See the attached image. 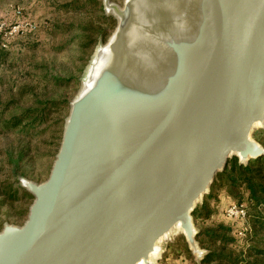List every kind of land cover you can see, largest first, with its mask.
<instances>
[{
	"label": "water",
	"instance_id": "obj_1",
	"mask_svg": "<svg viewBox=\"0 0 264 264\" xmlns=\"http://www.w3.org/2000/svg\"><path fill=\"white\" fill-rule=\"evenodd\" d=\"M117 19L71 101L48 178L0 264H156L236 156H264V0H105ZM158 254L153 260L152 257Z\"/></svg>",
	"mask_w": 264,
	"mask_h": 264
},
{
	"label": "rangeland",
	"instance_id": "obj_2",
	"mask_svg": "<svg viewBox=\"0 0 264 264\" xmlns=\"http://www.w3.org/2000/svg\"><path fill=\"white\" fill-rule=\"evenodd\" d=\"M68 1L0 0V28L3 24L9 28L16 24V8H21L26 20L37 25L34 31L20 29L14 34L6 27L0 29V49L11 56L0 63V116L8 117L19 112L20 107L42 108L47 102L59 104L57 107L52 104L47 123L37 129H0L1 190L15 183L26 191L21 185L22 179L41 183L48 178L60 148L70 103L88 74L96 50L106 43L117 25V19L105 10V0H97L96 5L81 9L60 7ZM110 1L121 6L124 3V0ZM103 12L112 19H104ZM253 139L264 147V126L255 128ZM19 195L15 201L0 196V230L6 223L22 225L26 220L34 197L23 195V191ZM243 198L240 202L222 191L214 203L220 218L210 219L206 225L225 223L237 227V231L249 229L248 211L239 222L231 221L225 215L230 204L247 205L245 194ZM236 236L238 243L245 246L237 232ZM160 246L163 251L155 260L156 264L201 262L189 251L185 236L178 229Z\"/></svg>",
	"mask_w": 264,
	"mask_h": 264
},
{
	"label": "trees",
	"instance_id": "obj_3",
	"mask_svg": "<svg viewBox=\"0 0 264 264\" xmlns=\"http://www.w3.org/2000/svg\"><path fill=\"white\" fill-rule=\"evenodd\" d=\"M96 3L97 0H69L60 7L81 9ZM102 17L109 21L112 19L104 12ZM26 19V16L19 15L14 22ZM8 57L9 53L0 49V63L5 62ZM52 104L47 102L42 108L20 107L19 112L11 113L8 117L1 115L0 129H37L47 123ZM53 105L57 107L59 104ZM20 191H23L25 196H31L15 183L4 186L3 190L0 188V196L3 195L2 199L15 201L19 199ZM222 191L240 202L245 199L243 195H246L249 229L246 236L240 238L244 239L245 246H241L237 241V227L225 223L206 225L216 213L214 203L218 201ZM193 216L199 229L196 240L200 247L206 250L200 264H264V156L251 159L247 164L240 163L236 156L230 158L225 169L216 175L210 192L205 195L202 204L196 207Z\"/></svg>",
	"mask_w": 264,
	"mask_h": 264
},
{
	"label": "built area",
	"instance_id": "obj_4",
	"mask_svg": "<svg viewBox=\"0 0 264 264\" xmlns=\"http://www.w3.org/2000/svg\"><path fill=\"white\" fill-rule=\"evenodd\" d=\"M14 15L16 16H22L23 15V10L21 8H16V10L14 11ZM6 24H3L1 26V30H4L5 27L7 29H10L9 33L10 34H14L15 31H19L20 29H29V30H36L37 28V25L29 20H23V21H20L16 24H14L12 26V28H9L7 26H5ZM26 27V28H24ZM248 211L247 210V205L245 203H233V204H230L226 210H225V215L227 216V218L231 221H234V222H239L240 221V218H244L245 216V212ZM248 231V228H241V231H237V234L238 236L241 237H244L246 236V233Z\"/></svg>",
	"mask_w": 264,
	"mask_h": 264
},
{
	"label": "crops",
	"instance_id": "obj_5",
	"mask_svg": "<svg viewBox=\"0 0 264 264\" xmlns=\"http://www.w3.org/2000/svg\"><path fill=\"white\" fill-rule=\"evenodd\" d=\"M217 218L219 219L220 217H219V215L217 213H215L211 219L212 220H217ZM166 259H168V258H166Z\"/></svg>",
	"mask_w": 264,
	"mask_h": 264
},
{
	"label": "bare ground",
	"instance_id": "obj_6",
	"mask_svg": "<svg viewBox=\"0 0 264 264\" xmlns=\"http://www.w3.org/2000/svg\"><path fill=\"white\" fill-rule=\"evenodd\" d=\"M177 229H178L179 231L182 232V230L180 229V227H177ZM175 231H176V230H175ZM157 256H158V254L154 255V256L152 257V259L154 260Z\"/></svg>",
	"mask_w": 264,
	"mask_h": 264
}]
</instances>
